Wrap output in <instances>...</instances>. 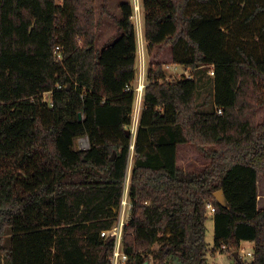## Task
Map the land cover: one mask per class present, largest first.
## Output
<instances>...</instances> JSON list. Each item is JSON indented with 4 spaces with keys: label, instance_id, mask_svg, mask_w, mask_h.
I'll return each mask as SVG.
<instances>
[{
    "label": "trees",
    "instance_id": "trees-1",
    "mask_svg": "<svg viewBox=\"0 0 264 264\" xmlns=\"http://www.w3.org/2000/svg\"><path fill=\"white\" fill-rule=\"evenodd\" d=\"M120 1L118 15L103 8L117 35L98 49L96 0H0V254L7 264H110L114 243L100 233L130 163L126 264H214L208 204L212 252L264 264V0H142L147 50L168 47V63L214 75L212 101L200 104L196 79L166 81L164 64H149L135 138L137 38ZM185 144L206 153L200 171L178 166ZM242 242L253 244L249 262Z\"/></svg>",
    "mask_w": 264,
    "mask_h": 264
},
{
    "label": "rangeland",
    "instance_id": "rangeland-1",
    "mask_svg": "<svg viewBox=\"0 0 264 264\" xmlns=\"http://www.w3.org/2000/svg\"><path fill=\"white\" fill-rule=\"evenodd\" d=\"M130 2V0H127ZM140 13H141V26L140 30L141 33L138 38V45L140 46L141 50L143 51V56L145 60V70L146 73L148 71L149 64L155 61H160L163 64L169 62V48L168 47H161V48H154L152 50H147V46L144 40V27H143V18L144 12L142 8V0ZM120 0H96V29H97V37H96V47L99 49L102 45L106 44L109 39H112L117 35L116 28L113 25L110 18H108L104 12L105 10L110 11L111 13L118 15L119 14V5ZM139 48V49H140ZM172 64V63H168ZM211 70L210 66H202L196 70H192V74L194 79H196L198 93H197V101L198 103L202 104L206 100L209 102L212 101L211 95L213 93V82L212 76L209 75ZM170 71H166L165 75H168ZM136 79V78H135ZM147 82V81H146ZM133 85L135 86V80ZM45 98L48 99L49 95H45ZM206 109H211V107H206ZM256 119L258 123L264 121V106H261L257 109ZM128 130H131L129 126L127 127ZM88 147V142L86 138H80L75 141V148L79 150H84ZM208 149V148H207ZM209 159L206 153L199 152L197 148L191 144L180 145L177 148V164L184 170L191 171V172H198L207 165ZM128 177L130 176V163L129 168L127 170ZM257 208L260 210H264V175H258L257 177ZM210 214V213H209ZM214 238V225L213 219L211 214L207 217L205 221V242L208 245V250L206 253L207 261L214 264H230L234 261V259L230 256L229 252H212V244ZM9 236L7 234L4 246H8ZM242 252L239 253V256L244 261H251V257L246 256L247 252H252L253 244L244 242L240 245ZM158 248V245L155 244L153 246V250ZM0 264H7V260L4 255L0 254ZM149 264H156L152 259H150ZM177 264V262H174Z\"/></svg>",
    "mask_w": 264,
    "mask_h": 264
},
{
    "label": "built area",
    "instance_id": "built-area-1",
    "mask_svg": "<svg viewBox=\"0 0 264 264\" xmlns=\"http://www.w3.org/2000/svg\"><path fill=\"white\" fill-rule=\"evenodd\" d=\"M130 3L133 9L131 20L135 26L136 38H137V73L135 77L136 78L135 86L133 85V90L135 92V100H134V106H133V111H132V122H131V125L129 126L131 130L129 131L131 132L132 138H135L138 120H139V116H140V112L142 108V94H143V89H144L145 81H146V70H145V60L143 56V51L138 45V38L141 33V30H140L141 2L140 0H130ZM55 58L57 60H61L60 48L58 46L55 47ZM162 68L164 72L170 71V73H168V75H166L165 77L166 81H173L175 79H180V78H183L186 80H194V76L192 74L191 69H186L180 65L173 64V63L164 64ZM209 75H211L212 77L214 75L212 68L209 72ZM45 95H49V94L47 93L43 94L44 99H46ZM217 113L221 114V110L218 109ZM129 185H130V176L128 177V174H126L124 184H123L122 197L120 200L119 207L116 211L117 216L115 220L113 221L112 225L110 226V228L100 233V236L102 238L111 239L113 240V243H114L112 255L109 258L110 264H126L127 259H128L127 255L124 253L122 249V241H123L124 227L129 222L130 215H131V201L129 197ZM207 209L209 210L211 214L214 213V207L211 204L207 205ZM221 249L225 250V246H222ZM240 252H242L241 247H240ZM246 256L253 258L254 256L253 249H252V252H247Z\"/></svg>",
    "mask_w": 264,
    "mask_h": 264
},
{
    "label": "water",
    "instance_id": "water-1",
    "mask_svg": "<svg viewBox=\"0 0 264 264\" xmlns=\"http://www.w3.org/2000/svg\"><path fill=\"white\" fill-rule=\"evenodd\" d=\"M78 118L79 119L81 118V115L80 114L78 115ZM126 133H127L128 136L131 135V132L129 130H126ZM113 159H114V154H113V156H112V158L110 160H113ZM213 197L217 200V202L219 204H221L224 207H227V202H226V200H225V198H224L223 193H222L221 190L213 193ZM235 256H237V254H235Z\"/></svg>",
    "mask_w": 264,
    "mask_h": 264
},
{
    "label": "crops",
    "instance_id": "crops-1",
    "mask_svg": "<svg viewBox=\"0 0 264 264\" xmlns=\"http://www.w3.org/2000/svg\"><path fill=\"white\" fill-rule=\"evenodd\" d=\"M180 146V145H179ZM178 148V147H177ZM258 203V202H257ZM258 210H260V209H258ZM242 243H244V242H242Z\"/></svg>",
    "mask_w": 264,
    "mask_h": 264
}]
</instances>
